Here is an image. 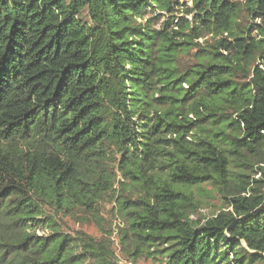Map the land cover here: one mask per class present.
I'll return each instance as SVG.
<instances>
[{"label": "trees", "instance_id": "16d2710c", "mask_svg": "<svg viewBox=\"0 0 264 264\" xmlns=\"http://www.w3.org/2000/svg\"><path fill=\"white\" fill-rule=\"evenodd\" d=\"M103 200L131 258L264 264V0H0V264H114L57 220Z\"/></svg>", "mask_w": 264, "mask_h": 264}, {"label": "rangeland", "instance_id": "374dc122", "mask_svg": "<svg viewBox=\"0 0 264 264\" xmlns=\"http://www.w3.org/2000/svg\"><path fill=\"white\" fill-rule=\"evenodd\" d=\"M179 1L187 3V5L191 4V0ZM184 60V63L188 65L193 62L190 58H185ZM234 170L239 174V170ZM243 174L248 176V179L244 181H249L251 188L256 187L253 181L261 179V174L256 173L253 175L251 170ZM117 180L121 181L119 178ZM115 187L117 188L118 185ZM251 194V192L247 191L243 196L248 198ZM192 195L193 205L188 211L189 220L193 222L203 223L205 219L226 210L225 204L228 200L222 198L225 194H218L216 188L210 184L193 189ZM113 205L110 200L101 201L95 209L96 219L94 221L90 220L88 214H85L83 210L80 213L78 211L75 212L72 218L60 215L57 220L61 231L72 236H80L78 234L85 235L97 249L106 251L114 264H165L161 259H153L147 255L131 258L132 243L130 242L129 235H126L128 223L121 218Z\"/></svg>", "mask_w": 264, "mask_h": 264}]
</instances>
